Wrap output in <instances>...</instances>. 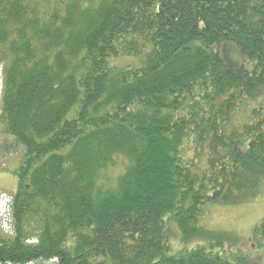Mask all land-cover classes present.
Segmentation results:
<instances>
[{"label": "trees", "instance_id": "16d2710c", "mask_svg": "<svg viewBox=\"0 0 264 264\" xmlns=\"http://www.w3.org/2000/svg\"><path fill=\"white\" fill-rule=\"evenodd\" d=\"M0 69V264H254L201 220L264 193V0H0Z\"/></svg>", "mask_w": 264, "mask_h": 264}, {"label": "rangeland", "instance_id": "374dc122", "mask_svg": "<svg viewBox=\"0 0 264 264\" xmlns=\"http://www.w3.org/2000/svg\"><path fill=\"white\" fill-rule=\"evenodd\" d=\"M2 83V71L0 69V98ZM11 141H6L5 136L0 134V224L3 222L4 209L7 207L8 202H11V195L17 191V178L13 172L19 166L24 154L23 147H18ZM263 219L264 193L249 204L239 206L214 205L209 207L201 221L208 230L226 232L232 235L233 240H238L239 243L232 248L233 253L249 258L254 264H264V238L259 241L254 239L255 229ZM0 228H2L1 225ZM3 228L7 231L9 226L5 225ZM175 230L171 232L170 239L173 251L191 249L198 243L203 244L201 242L184 244Z\"/></svg>", "mask_w": 264, "mask_h": 264}, {"label": "bare ground", "instance_id": "6f19581e", "mask_svg": "<svg viewBox=\"0 0 264 264\" xmlns=\"http://www.w3.org/2000/svg\"><path fill=\"white\" fill-rule=\"evenodd\" d=\"M4 210V216L7 218L11 217V207H6Z\"/></svg>", "mask_w": 264, "mask_h": 264}]
</instances>
